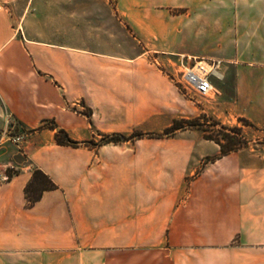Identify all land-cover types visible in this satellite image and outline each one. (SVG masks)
<instances>
[{
    "label": "crops",
    "instance_id": "obj_1",
    "mask_svg": "<svg viewBox=\"0 0 264 264\" xmlns=\"http://www.w3.org/2000/svg\"><path fill=\"white\" fill-rule=\"evenodd\" d=\"M0 3V134L36 131L0 153L18 171L0 182V264H264V147L221 156L186 129L72 148L49 124L98 143L190 120L159 68L187 56L224 62L216 118L264 129V0ZM35 168L58 188L28 208Z\"/></svg>",
    "mask_w": 264,
    "mask_h": 264
},
{
    "label": "rangeland",
    "instance_id": "obj_2",
    "mask_svg": "<svg viewBox=\"0 0 264 264\" xmlns=\"http://www.w3.org/2000/svg\"><path fill=\"white\" fill-rule=\"evenodd\" d=\"M184 12L185 11L182 10V9H175L174 10V13L175 14H181V13H184ZM121 20L123 22V25H125L128 29H131V26H130V24H129L128 21L123 20V19H121ZM172 59H174V57ZM177 60L178 59H176L175 61H177ZM175 61L174 60L171 61V64H172V62H175ZM159 68L164 72V74L166 76H168V78L170 79L171 83L180 92V94L182 95V98L185 101V103H186V100H187L191 104L192 108L196 111V114H195L196 116H194V114H192V116H194V117H192L190 120H187V121L186 120H183V121H181V122H184V127L181 130L177 131L176 134H174L172 136H169V137L166 136V134H165L166 133V130H164L162 132H152V133H144V132H140V131H135L130 136L129 135H126V134L123 135V136L128 137L129 138V141L135 142L136 139H150V138L158 139L157 138L158 136H163V138H171V137L176 136L178 133H180L182 131H186V129H188V130H196V129L202 130L205 133V137L207 135H209V136H212L214 139L215 138L216 139L217 138H221V140H222L223 139V135H225V134L234 135V132H232V130L234 128H239L241 130V132H240V134H241L240 138H241V141H242L241 143H244L239 148V151H243L247 147H252V146H254V147H264V129H262L260 131H257L256 128L252 124H251L252 126H249V125L244 124V122L242 121L243 119H239L238 121H236L234 123H231V121H232L231 119L226 120V119H224L225 117H223L221 120H219L218 118H216L214 116V114H213L214 109L215 108L218 109L219 106H220L219 105L220 104V100L219 99L221 97L220 95L215 96L213 99L212 98L211 99H202V98H199V99H191V98L185 96V94L183 93L184 91H182V89L180 87H178V85H176L174 83L173 79H171V76H173V70H174L173 65H171L170 67H164V68L159 67ZM219 91H220V89H219ZM199 108H201L202 110H206V114L203 113L200 116H198V114H199ZM88 111H89V109H84L83 110V113L86 115V112H88ZM192 121L193 122L198 121V123L201 126L191 127L187 122H192ZM49 124L51 125V123H49ZM34 132H36V131L35 130L34 131L30 130V131H27L26 134L29 137ZM13 134H16V132H13ZM139 134L143 135V138H137V136ZM110 136H113V135H110ZM98 140H99L98 143L95 142V141H90L89 144L85 142V143H82V145H80L78 147H72V146H67V147L80 148L81 146H85V147H89L91 149H96V148H98L100 146L107 145V144H103L102 143L103 137H99ZM210 141H212V140H210ZM126 142H128V141H126ZM93 143L95 145H93ZM111 144H115V143H111ZM119 144H124V142H121ZM126 145H127L126 148L128 150H130V149L131 150L132 149H136V150H139V151H140V149H142L143 151L149 150L148 147H146V145H148L146 143H126ZM13 148H14V146H13ZM0 153H1V151H0ZM213 160L214 159H211V158L210 159H207L206 160V163H209L210 161H213ZM17 172L18 171L17 170H14V169L9 170L8 172H6V170H5V174L8 177H10L9 180H11L14 176H16Z\"/></svg>",
    "mask_w": 264,
    "mask_h": 264
},
{
    "label": "built area",
    "instance_id": "obj_3",
    "mask_svg": "<svg viewBox=\"0 0 264 264\" xmlns=\"http://www.w3.org/2000/svg\"><path fill=\"white\" fill-rule=\"evenodd\" d=\"M4 8L5 5L0 3V11ZM223 66L224 62L220 59L180 56L173 63L171 79L184 91L185 96L191 99H213L220 95L219 83L225 79ZM27 137L26 133L13 134L11 130L0 134V151L7 144L23 151ZM9 179L6 174H0V182Z\"/></svg>",
    "mask_w": 264,
    "mask_h": 264
},
{
    "label": "trees",
    "instance_id": "obj_4",
    "mask_svg": "<svg viewBox=\"0 0 264 264\" xmlns=\"http://www.w3.org/2000/svg\"><path fill=\"white\" fill-rule=\"evenodd\" d=\"M86 115L88 117H91L92 112L89 110L86 112ZM244 124L252 126L251 123L245 119L242 120ZM197 122V123H196ZM196 122H187L191 127L195 126H201L198 121ZM216 124V123H215ZM184 127V122L181 121H175L174 125L166 130V136H172L176 134L177 131L181 130ZM50 128L53 130H57L56 132V142L58 145L61 146H72V147H78L82 145L81 142L75 141L69 137V135L64 130L57 129L55 123H52L50 125ZM206 130V129H205ZM234 132V135L225 134L223 135V139L221 138H213L212 136L207 135L206 138L208 140H212L215 143H217L221 147V156H227L233 152L239 151V148L244 144L241 143V130L239 128H234L232 130ZM137 138H143V135L139 134ZM157 138H163V136H158ZM129 141V138L123 135H113V136H104L103 137V144H119L121 142ZM90 143V142H86ZM93 145H95L93 143ZM57 185L53 182V180L46 175L42 170L35 169L33 173V177L29 184L26 187L25 193H26V199H27V207L32 208L35 206L36 203H38L45 192L52 191L57 189Z\"/></svg>",
    "mask_w": 264,
    "mask_h": 264
}]
</instances>
